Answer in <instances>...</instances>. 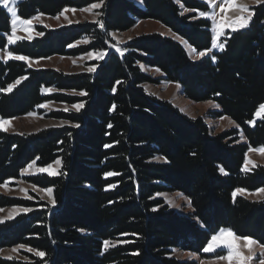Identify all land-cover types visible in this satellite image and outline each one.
Here are the masks:
<instances>
[{
	"label": "trees",
	"instance_id": "16d2710c",
	"mask_svg": "<svg viewBox=\"0 0 264 264\" xmlns=\"http://www.w3.org/2000/svg\"><path fill=\"white\" fill-rule=\"evenodd\" d=\"M138 1L103 0V29L93 23L57 30L37 26L39 37L14 45L7 42L10 16L0 4L1 51L34 60L107 52L95 73L71 75L36 70L21 60L5 63L0 57V89L27 77L10 93L0 91V118L26 116L49 102L85 105L79 112L50 115L68 126L28 136L0 130V186L20 179L32 162L44 167L62 161L58 175L29 178L53 189L55 206L0 194V208H32L0 224V251L25 245L46 254L30 255L33 262L0 258V264H195L175 260L172 250L202 254L221 228L264 246V200L233 196L237 189H264V166L242 170L249 149L264 148V114L250 124L264 104V3L253 8L249 27L222 38L224 50L212 54L214 63L212 55L193 60L179 41L157 33L117 45L123 56L109 50L111 33L127 32L142 20L160 23L197 53L211 47V23L199 15L209 11L203 1ZM97 2L24 0L18 13L22 19L57 17L66 8L84 9ZM185 9L189 13L181 16ZM84 37L90 43L73 47ZM141 65L159 69L162 80L179 85L187 99L213 102L219 108L214 118L228 117L238 129L214 136L204 119L189 118L148 94L144 84L155 81ZM52 89L60 92L46 91ZM157 157L167 162H157ZM107 172L117 174L105 178ZM171 192L191 201L193 215L182 216L157 198ZM104 241H109L107 249ZM116 241L122 244L113 246Z\"/></svg>",
	"mask_w": 264,
	"mask_h": 264
},
{
	"label": "rangeland",
	"instance_id": "374dc122",
	"mask_svg": "<svg viewBox=\"0 0 264 264\" xmlns=\"http://www.w3.org/2000/svg\"><path fill=\"white\" fill-rule=\"evenodd\" d=\"M22 1L24 0H19V3ZM135 1L139 3L138 0H135ZM201 1H203L209 6V11H213V9L210 7L207 0H201ZM214 3L216 5L214 11L217 14V21L223 18L226 23H231L233 21H238L241 16L248 17L249 15L248 12L241 13L239 11V8L241 6L248 8L249 12L253 13L254 15L253 8L264 3V0H235L236 7H228L227 5H225L224 12L220 11L221 0H214ZM103 4L104 2L102 3V6L100 8L91 9L90 11H80V9H76L75 12H72V11L65 12L64 11L63 15H59V19H57L56 17L39 16V21L35 19L32 20L31 31H27V32L23 30V26L18 25L16 36L20 37L21 39L17 40L14 44L22 40H32L36 37H39L40 35L37 31V28H36L37 26H42L50 30H57L60 28H67V27H70L73 25H79L82 23L99 24L98 22H101L100 17L103 14L102 13V9L104 6ZM11 6L12 5L9 4V7ZM17 12H18V7H17ZM182 12H184V15L189 13L188 11H184V10H182ZM96 13H100V15H96ZM8 15L10 16L9 13ZM253 15L250 18L249 25L251 23ZM18 16H19V13H18ZM65 17H67V19H65ZM201 18H205V17H201ZM69 21H72V23H69ZM209 21L212 26V21L211 20ZM249 25L247 27H249ZM246 28H243V29L238 28L236 31L244 30ZM236 31H232L230 27H226L224 30L225 34L224 36L220 38L218 43H222V38L226 37V35L229 32L232 33ZM155 33L169 36L179 41L185 47L190 57L195 61L205 58L208 55H212L216 51H219V50H213L211 52H206V55L203 57H198V53L195 51L193 52L192 48L182 38L173 34L165 26L155 21H152V20L138 21L137 24L127 32L111 33L110 34L111 40L109 42V50H116L117 45L127 44L131 42L132 40H134L135 38L145 36V35L155 34ZM29 36H31V39H28ZM113 37H115V39ZM88 43H90V40ZM88 43L77 42L73 45V47H79L82 45H86ZM14 44H11V45H14ZM5 52L6 50L4 51L0 50V57L2 60H4ZM95 52L97 51H92L90 53H95ZM106 57H107V52H105V56L102 59L96 58L95 56L89 57L88 54H86V55L79 56V57L53 56V57L46 58V59H36V60L29 58L28 62H25V61L24 62L27 63L28 66L30 63L31 66L29 67L36 69V70L52 69L57 72L71 75V74H79V73H84V72L95 73L98 68V63L100 61L101 62L104 61ZM92 67H95L94 72L87 71V69L92 68ZM141 67H142L143 72L155 81L154 83L144 84V87L148 94L152 95L153 97L161 101L170 102L189 118L204 119V121L210 127L212 135L215 136V135H219L225 132H229L234 129H238L237 124L228 117L214 118L212 113L219 110V108L213 102L211 103L193 102L187 99L183 95L180 87H177V85L175 84H171V83H168L162 80V74L160 72H157L156 69L150 68L145 65H141ZM58 92L60 91L56 89H52L50 91V94H54ZM73 92L74 91H64V93L66 94H72ZM45 105L46 106L43 108L39 107L37 111L32 113L31 115L22 116V117H18L15 119H8L10 120V124L5 126L6 130L4 131H7L8 133L12 135L28 136V135H33V134H36V133H39L41 131L48 130L51 128H57V127L60 128V127L70 125V123L64 120L51 118L50 115L53 112L64 111L65 107L69 108L70 109L69 111H75L71 105L64 104V103H55V102H49V103H46ZM263 114H264V109L260 108L257 111L254 120L251 121L250 124L254 125L257 120L262 118ZM229 121H232V123H230ZM240 137L242 139V142L246 141L243 134L240 135ZM246 158L249 161H251V163L248 164L246 171H251L252 169H255L257 166H264V154H261L256 151H248ZM156 161L162 162V159H156ZM31 164H33V168L29 169L27 172H25L24 170L27 169L28 167L22 170L20 179L9 181L8 183H6V187L0 186V194H2L4 197L15 199L18 201H24L28 203L30 202V203L38 204V205L42 203H47L53 206L51 203H49V197L42 191V189L44 188H41L29 182V178H32L37 175L47 174V173H39L37 169L40 168V166H38L35 162H32ZM51 165H53V168H56L54 163H52ZM61 166L59 168V171L61 170ZM21 189H24L26 191H21ZM53 193L54 191L52 189V199H54ZM239 194L249 199L250 201L259 202V201L264 200V192L257 191V192L251 193L245 190L242 193H237V195ZM237 195L235 197H237ZM41 197H43V199H41ZM157 198L163 199V201L166 203V205L170 209L175 210L178 214L182 216L193 215L194 211H193L192 206L189 205L188 203L189 200L187 199V197H185L183 194L179 192L162 193V194H159ZM166 200H171L172 206H170L166 202ZM22 208H26V207L17 205V206H10L6 208H0L2 209L0 210V224H5L7 222L15 221L16 219L20 218L22 215H25L31 212L30 211V212L25 213L23 211H20V209ZM14 209L16 210L15 212L13 211ZM10 215L12 218H9ZM223 229H230V228H223ZM219 230L216 231V233L214 234H219ZM225 239H228V237L225 236ZM120 244H122V242L116 241L112 243L113 246H117ZM236 245H237V250L240 252V254L246 258L245 264H261V261L264 260V246L259 244L257 241L255 244L246 245L244 241L241 239V240L236 241ZM13 248H17L18 251L12 252ZM26 248L28 247L20 248L19 245L14 246V247L5 248L0 251V258L3 260H7V261L33 262L32 259L30 258V255H35L36 251L33 250L29 252L26 250ZM172 253H173L172 257L175 260L180 261V262H186V263L193 262L195 264H238L235 258H233L232 260L218 259V256L220 255H227V249L223 247L217 248L214 252H210V253L203 251L202 254H198V253L191 252V251H185L182 249H173ZM249 256L251 257V259H247ZM8 257H11V259H8Z\"/></svg>",
	"mask_w": 264,
	"mask_h": 264
},
{
	"label": "snow or ice",
	"instance_id": "6c2138e0",
	"mask_svg": "<svg viewBox=\"0 0 264 264\" xmlns=\"http://www.w3.org/2000/svg\"><path fill=\"white\" fill-rule=\"evenodd\" d=\"M207 2L209 3L210 7L213 9V11H201L199 12V15L201 17H205L206 19H209L212 21V26H211V47L209 49H207L206 51H200L198 53V57H203L206 55V52H211L213 50H219V51H223L224 50V44L223 43H218V41L220 40V38L222 36H224V30L226 27H230L232 29V31H236L238 28L239 29H243L246 28L249 25L250 22V18L253 15V13L249 12L248 8L241 6L239 8V11L241 13L244 12H248L249 15L248 17H244L241 16L240 19L238 21H233L231 23H226L225 20L223 18H221L219 21H217V14L214 11L216 5L214 3V0H207ZM103 0H100L99 3H92L90 5L89 8H85V9H80V11H90L91 9H98L102 6ZM0 4L3 5V7L5 9H7V12L10 14V24H11V34H5L7 37V42L9 45L14 44L17 40L21 39L20 37L16 36V31H17V26H23V30L24 31H31V24H32V20L35 19L37 21H39V16L33 17L32 19H22L18 16V12H17V7L19 4V0H0ZM9 4H11L12 6L9 7ZM225 5H227L228 7H236V3L235 0H221V5H220V11L224 12L225 11ZM65 12L67 11H72L75 12L76 9H64ZM185 11H187V9H185ZM60 15H63V12L60 13ZM96 15H100V13H96ZM181 16L184 15V12L180 13ZM57 19H59V16L56 17ZM65 19H67V17H65ZM69 23H72V21H69ZM99 23V27L101 29H103L105 27L103 22H98ZM115 39V37H113ZM28 39H31V36L28 37ZM89 42V38L88 37H84L82 41H80L79 43H88ZM70 47H72V45H69ZM187 46V45H186ZM116 51L118 53H120L121 56L124 55V50L117 47ZM192 51L194 52L195 49H192ZM89 57H93L95 56L96 58H103L105 56V52L104 51H97L95 53H88ZM23 60L25 62L29 61V58L27 56H23V55H15L12 51H7L5 52V56H4V60L5 63H7L8 60ZM212 61L215 63L217 57L215 55L211 56ZM29 66H31V64L29 63ZM87 71L89 72H94L95 71V67L89 68L87 69ZM157 72H159V69H156ZM27 77H21L20 79H17L13 84H9L7 86V88L5 89H0V91H4V92H11L13 90V88L18 85L20 83V81L22 79H26ZM177 87H179V85H177ZM46 91H51V90H46ZM115 91V89H114ZM73 95H79V96H85L87 95V93L85 91H80V92H73ZM219 95V93L217 94ZM211 103V102H209ZM46 105H39L38 107H45ZM84 103H79V104H73L72 108L79 112L82 108H84ZM215 106V105H214ZM261 109H264V104L260 105ZM115 109V105L112 106L111 110ZM70 109L65 107L64 111H69ZM31 115V113L29 114ZM230 123H232V121H229ZM10 124V120H6L3 118H0V130H6V125ZM74 127H79L80 125L76 124L73 125ZM109 128L112 127L111 124L108 125ZM107 147V145H106ZM249 151H256L259 152L261 154H264V148H256V149H252L250 148ZM38 159V158H37ZM157 159H165V162H167L166 158L163 157H157ZM251 161H249L247 158L244 161V167L242 170H247V166L248 164H250ZM54 164L56 166V168H53V165H47L44 167H40L37 169V171L39 173H47V175L49 177L52 176H56L59 174V168L62 165V161L60 159H57L54 161ZM33 168V164H29L28 168L25 169L24 171L27 172L29 169ZM221 171H223V169H221ZM117 173L114 172H107L105 174V178L116 175ZM6 187V184L3 185ZM21 191H26L24 189H21ZM42 191L49 197V203H51L53 206H55V200L52 199V189L51 188H44L42 189ZM244 189H237L236 191L233 192V196L235 197L237 195V193H242L244 192ZM259 192H264V189H259ZM30 198V197H29ZM41 199H43V197H41ZM166 202L172 206V201L171 200H166ZM189 205H191V201H188ZM2 210V209H0ZM155 210V209H153ZM14 212L16 211L15 209L13 210ZM20 211H23L25 213L32 211V209L30 208H22L20 209ZM9 218H12L11 215L9 216ZM127 235V234H124ZM225 236L228 237V239H225ZM243 240L244 243L246 245H252L255 244L256 241L248 238V237H239L236 236L234 234V232L231 229H220L219 230V234H214L211 236L210 240L207 242L206 246L203 248L204 252H214L217 248L223 247L225 249H227V255H220L218 256V259L221 260H232L233 258H235L238 262V264H245L246 258L244 256H242L240 254V252L237 250V245H236V241L237 240ZM109 244V241H104V248L107 249ZM20 248H25V245H20ZM27 251L31 252L33 251V249H31L30 247L26 248ZM18 249L17 248H13L12 252H17ZM138 254V253H133ZM35 255L38 257H44L46 254L42 251L37 250L35 252ZM8 259H11V257H8ZM247 259H251V257L249 256ZM261 264H264V260L261 261Z\"/></svg>",
	"mask_w": 264,
	"mask_h": 264
}]
</instances>
